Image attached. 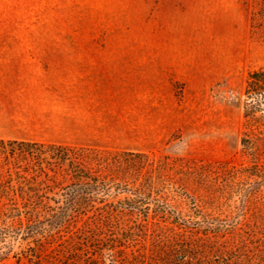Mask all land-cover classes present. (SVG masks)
Instances as JSON below:
<instances>
[{
    "label": "rangeland",
    "instance_id": "1",
    "mask_svg": "<svg viewBox=\"0 0 264 264\" xmlns=\"http://www.w3.org/2000/svg\"><path fill=\"white\" fill-rule=\"evenodd\" d=\"M262 8V0H0V39H63L90 65L80 70L78 129L41 133L28 126L32 117L0 110V138L140 151L198 166H264V132L251 150L241 142L248 131L246 80L264 67ZM257 115L264 120V106ZM41 135L51 138H35ZM167 177L171 189L215 197L221 210L213 217L222 233L236 226L214 243L225 248L228 242V259L207 264H264V204L253 200L243 208L239 195L223 197L214 191L221 179ZM42 221L38 233L24 238L32 227L23 218L18 231L14 220L0 243V264L86 263L75 228ZM152 240L151 231L133 235L125 242L128 259Z\"/></svg>",
    "mask_w": 264,
    "mask_h": 264
},
{
    "label": "trees",
    "instance_id": "2",
    "mask_svg": "<svg viewBox=\"0 0 264 264\" xmlns=\"http://www.w3.org/2000/svg\"><path fill=\"white\" fill-rule=\"evenodd\" d=\"M244 96L248 131L241 142L251 150L264 132L257 115L264 106V67L248 74ZM169 173L206 182L221 179L223 188L214 191L223 197L239 195L243 208L253 200L264 204V166L256 163L198 166L140 151L0 138V243L15 228L14 220L19 231L24 218L32 227L24 238L38 233L42 220L49 228H75L85 241L83 264L224 263L228 242L222 243L225 248L215 244L236 226L222 233L213 217L221 210L215 197L198 199L171 189ZM149 231L151 246L132 252L129 260L125 242Z\"/></svg>",
    "mask_w": 264,
    "mask_h": 264
},
{
    "label": "crops",
    "instance_id": "3",
    "mask_svg": "<svg viewBox=\"0 0 264 264\" xmlns=\"http://www.w3.org/2000/svg\"><path fill=\"white\" fill-rule=\"evenodd\" d=\"M0 40V93H13L0 95L1 112L32 117L28 126L41 133L78 129L80 70L90 66L80 60L86 58L68 50L63 39Z\"/></svg>",
    "mask_w": 264,
    "mask_h": 264
}]
</instances>
